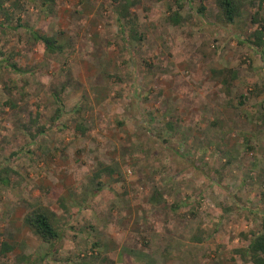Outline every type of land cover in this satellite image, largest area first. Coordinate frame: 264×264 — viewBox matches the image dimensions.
<instances>
[{
  "label": "rangeland",
  "instance_id": "374dc122",
  "mask_svg": "<svg viewBox=\"0 0 264 264\" xmlns=\"http://www.w3.org/2000/svg\"><path fill=\"white\" fill-rule=\"evenodd\" d=\"M236 1L226 24L217 0H0V264H252L264 0Z\"/></svg>",
  "mask_w": 264,
  "mask_h": 264
},
{
  "label": "trees",
  "instance_id": "16d2710c",
  "mask_svg": "<svg viewBox=\"0 0 264 264\" xmlns=\"http://www.w3.org/2000/svg\"><path fill=\"white\" fill-rule=\"evenodd\" d=\"M217 3L225 23L234 24L236 18L240 15V6L238 2L236 0H217ZM118 15L120 21L126 20L130 17L131 12L126 5H122L118 11ZM171 21H173L174 23L179 22L176 14L171 18ZM254 21L257 20L255 19ZM33 38L37 42L43 44L46 51L51 54H55L61 50V47L58 45L57 40L53 37L41 35L38 32H34ZM249 43L260 52V55L264 62V26H259L255 30V32L252 34V39L249 40ZM12 68L14 70H17L15 65H12ZM220 74L224 75V72H221ZM234 79L235 74L232 73V75L228 78L224 77L222 82L226 86H229L230 81H233ZM55 97L56 102L59 105L60 113L57 117H55L54 120L59 121L63 115L64 105L62 101L58 98V96ZM0 180L5 184L8 183L7 179ZM262 200L264 202V191L262 192ZM25 224L32 230L33 233H35L39 238H41L45 242H51L53 240L60 239V233L54 227L47 212H44L42 210L33 211L25 217ZM11 250L12 247L7 243L1 242L0 239V252L6 253ZM237 253L244 261L251 262L252 264H264V211L262 212V223L260 226V230L252 235V238L247 248L243 250L239 249L237 250Z\"/></svg>",
  "mask_w": 264,
  "mask_h": 264
}]
</instances>
